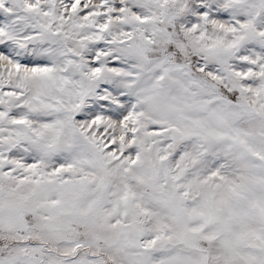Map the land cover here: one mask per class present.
Here are the masks:
<instances>
[{
  "label": "snow or ice",
  "instance_id": "1",
  "mask_svg": "<svg viewBox=\"0 0 264 264\" xmlns=\"http://www.w3.org/2000/svg\"><path fill=\"white\" fill-rule=\"evenodd\" d=\"M0 264H264V0H0Z\"/></svg>",
  "mask_w": 264,
  "mask_h": 264
}]
</instances>
